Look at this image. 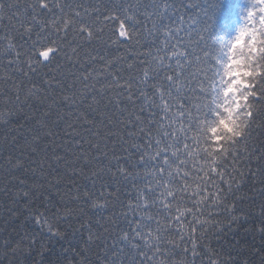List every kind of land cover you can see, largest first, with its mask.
Segmentation results:
<instances>
[{
  "label": "snow or ice",
  "instance_id": "6c2138e0",
  "mask_svg": "<svg viewBox=\"0 0 264 264\" xmlns=\"http://www.w3.org/2000/svg\"><path fill=\"white\" fill-rule=\"evenodd\" d=\"M230 8L235 23L218 27ZM113 46L124 54L108 55ZM0 100L6 148L33 122V155L41 132L55 142L53 117L74 116L88 133L75 139L77 124H67L70 161L53 150L57 164L85 181L66 185L75 207L62 195L34 208L43 185L18 178L24 190L13 202L24 201L35 230L5 240L9 264H45L48 246L66 238L64 219L87 239L47 264H236L211 239L252 215L239 207L249 181L254 192L261 185L256 231L264 236V0H0ZM18 115L23 123L10 127ZM5 159L27 171L25 154ZM85 208L111 214L99 215L94 231ZM254 251L264 264V248Z\"/></svg>",
  "mask_w": 264,
  "mask_h": 264
},
{
  "label": "trees",
  "instance_id": "16d2710c",
  "mask_svg": "<svg viewBox=\"0 0 264 264\" xmlns=\"http://www.w3.org/2000/svg\"><path fill=\"white\" fill-rule=\"evenodd\" d=\"M118 2V0H117ZM189 0H177V3H188ZM192 3L202 2V0H191ZM236 3H239V0H235ZM194 12L195 10H190ZM180 12H183L185 15H188V12H185L184 9H180ZM236 15V11L234 8H230L227 12H221L217 16V26L218 27H229V21L232 16ZM107 35V29H106ZM108 55L110 56H119L124 54V49L120 48L119 50L113 46L111 49L107 50ZM3 110V101L0 100V111ZM25 112H28L29 109H25ZM92 117L98 119L95 113L92 114ZM14 123L10 125V127L15 128L17 126L15 121H19L23 123V116L18 115L14 117ZM55 120V117H53ZM53 120L48 122L49 127L53 132L59 134V139H56L55 142L52 141V138L43 135L41 132L42 139L39 142L38 151L33 155L31 153L30 140L31 135L28 131V127L35 128L34 122L21 129L20 131L14 133L17 136L18 144L15 146V149L6 148L3 144L4 136L6 129L0 127V264H9V262L3 258V245L5 240H12L13 242L20 238V235H23L25 231H34V226L32 222H29L26 219L27 213L23 211L24 209V201L22 199L19 200V203L13 202V196L17 191L22 192L24 189L20 186L18 182V178H22L26 181L25 186L32 185H43L39 189L38 192L34 191V195L32 198V204L34 208H39V210H43L45 205L51 206V204H58L61 201V196H64V201L68 203L69 207H75V205L68 200L67 195H64L67 192L66 185L68 184L69 179H76L78 183H85L79 177H71L70 169H66L64 162L56 163L53 158V150L57 155H64L66 160H72L74 157L69 155L65 151V147L62 145L65 144L66 140H71L73 137L69 135L65 136V132H71L70 129L67 128V124L76 123L77 124V132L80 133V136L75 137V139H79L80 137H87L88 133L84 131L83 128L79 126V123L76 122L75 117H66L64 120ZM44 131H47L45 129ZM11 139V137H9ZM264 139V138H262ZM28 141V142H26ZM87 148V145H85ZM11 151L13 156L21 155L22 153L26 155L27 159L25 160V164L27 167V171L25 170H13L11 166L7 164L5 157L8 155V152ZM35 160V164H31L32 160ZM41 163L43 165L41 170ZM32 168H35L36 171L33 172ZM58 177H63V180L59 184L56 183ZM48 181H52V186H48ZM90 183V182H89ZM252 182L249 181L246 184L241 192L238 194L239 196L245 197V200L239 204V207L245 209L246 211H251L252 215L249 216L247 221H242L240 227H234V231L229 232L226 236H222L219 240H217L214 236L211 239L212 246L217 249H222L225 253L228 251H232L233 256L236 258V264H242L244 260L248 261V264H262L261 255L254 250H258L264 248V236H262L256 228L259 226V205L261 203L262 198L258 195L259 189L261 185L259 182H256L254 192L251 187ZM6 186L10 189L11 194H6L5 188ZM97 191H99V184L97 185ZM41 193H43L41 195ZM47 197V200H45ZM254 198V203H253ZM17 208L18 211L15 216L9 215L10 208ZM111 208L104 211L103 213L95 212L91 208H85V216L82 219L91 218L93 221V230L95 231V221L99 215H110ZM61 230L67 229L65 236L66 238L63 240H56L54 243L50 244L48 248L49 251H45L44 260L45 264L48 261H55L56 256L53 255L55 252L57 255L63 251L64 248H68L70 245L72 247L79 248L82 243V239H87V232H76L73 233L72 229L68 228L69 221L67 219L61 220L60 222ZM75 227L78 225L74 224ZM102 231V230H101ZM19 233V235H18ZM98 243L101 246L104 243L103 238ZM107 243L111 244V240H108ZM235 245V248H233ZM99 252V248L93 246V252L89 254V260L91 262H95L96 253ZM40 257H37L39 260ZM79 258L77 257L76 260ZM31 264V261H29ZM62 264H67L66 261H62ZM75 264V261H73Z\"/></svg>",
  "mask_w": 264,
  "mask_h": 264
},
{
  "label": "rangeland",
  "instance_id": "374dc122",
  "mask_svg": "<svg viewBox=\"0 0 264 264\" xmlns=\"http://www.w3.org/2000/svg\"><path fill=\"white\" fill-rule=\"evenodd\" d=\"M235 21H236V15H234V16H232V18H231V20H230V26L233 24V23H235ZM229 26V27H230Z\"/></svg>",
  "mask_w": 264,
  "mask_h": 264
}]
</instances>
